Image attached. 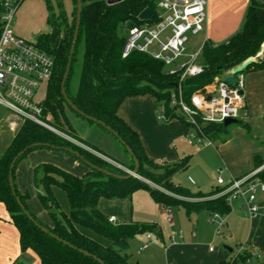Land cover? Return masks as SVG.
I'll return each instance as SVG.
<instances>
[{
  "label": "trees",
  "instance_id": "obj_1",
  "mask_svg": "<svg viewBox=\"0 0 264 264\" xmlns=\"http://www.w3.org/2000/svg\"><path fill=\"white\" fill-rule=\"evenodd\" d=\"M44 1L49 11L47 22L50 31L39 35L35 43L39 49L54 59L55 71L52 79L45 85L46 94L41 102L42 120L56 132L85 144L100 155L134 170L135 164L125 148L105 129L97 125L120 144L128 158V163H120L106 155L99 148L79 137L71 125L67 111L76 113L63 99L60 85L75 30L76 0H73L75 18L72 22L62 10L60 2H58L59 14L56 15L52 13L50 0ZM154 3L153 0H124L108 6L105 0H82L80 31L76 44L77 49L79 43L83 42L82 67L78 88L74 95L68 92L72 65L66 82V93L72 103L86 115L109 126L131 148L139 162L137 174L141 180L136 178L122 180L106 176L91 169L71 153L51 148L50 146L70 148L96 167L118 175H127L121 169L57 135L54 131L29 120L21 122L15 136L0 154V203L5 206L10 220L19 233L21 251H32L38 256L41 264H100L93 257L104 264H131V255L128 252L130 240L138 234L152 231L154 225L110 222V218L98 209V202L102 198L128 199L135 191L142 189L147 191L157 203L169 208L181 207L188 214L205 210L227 215L230 211L226 195L212 199L210 197L216 194L215 192L210 195L192 193L175 185L174 175L188 168L189 158L172 164L153 161L147 156L138 133L118 115V110L125 99L150 95L155 99L157 106H164L168 119L166 124L180 122L192 127L170 106L172 94L177 93L174 83L179 81V78L166 75L163 63L147 54L134 51L126 58L122 57L130 26L126 28V24L129 21L141 23L138 20L139 14L147 7L153 10ZM1 14L0 5V19ZM62 27L66 29L64 32ZM262 45H264V0H250L245 22L234 36L218 46L209 42L204 43L201 50L204 73L187 78L181 83L186 102L188 103L193 92L212 83L216 77L232 71L250 58H256V60L244 72L250 69L264 70ZM260 51L262 54L257 57ZM81 118L91 125H96L84 117ZM238 124L249 132L248 124L240 120ZM201 129L204 136L211 141L224 140L227 137L228 127L224 124L201 125ZM36 143L49 146L31 148L16 162L12 171L15 190L13 195L9 184V166L19 152ZM41 149L62 152L83 163L88 169L82 176H77L48 162L34 166L33 188L42 210L49 218L48 224L41 222L30 212L26 203L28 194L18 190L15 179L18 162L29 153ZM263 163L262 159L255 158L256 168ZM260 177L264 181V171ZM55 188L66 194L69 204L68 213L63 211L54 195ZM16 197L40 226L73 247L52 238L30 221L17 204ZM83 231H90L109 241L110 244L105 246ZM80 250L87 252L90 256L81 253ZM19 259L20 257L16 258L12 264H17ZM251 259L252 255L244 251L232 260L220 264H248Z\"/></svg>",
  "mask_w": 264,
  "mask_h": 264
},
{
  "label": "crops",
  "instance_id": "obj_2",
  "mask_svg": "<svg viewBox=\"0 0 264 264\" xmlns=\"http://www.w3.org/2000/svg\"><path fill=\"white\" fill-rule=\"evenodd\" d=\"M230 4L234 7L231 19L225 15L229 11ZM249 4L250 0H208L203 31L206 37L205 42L216 44L215 46H218L217 43H226L240 30L241 19L244 14L246 15ZM235 31L237 32L235 33ZM255 60L256 58H254ZM199 62L201 63V57ZM226 74L216 77L212 83L203 88L208 87L210 93L213 94L217 81ZM242 79L245 105L243 117L239 120L249 125V132L238 123L228 126L227 137L224 140H214L216 142L215 147H209L205 150H201L200 146L190 143V135L193 133L192 127L180 122L160 123L158 116L156 117L158 106L155 99L150 95L125 99L118 110V115L138 133L147 156L153 161L168 164L180 162L191 153L188 147H196L195 156H209L217 164H223L224 169L222 170H224L225 176L223 186L217 183L218 169L215 170L216 179L211 183L196 177L193 178L194 180L189 178L188 183H183L186 188L191 189L187 191L192 193L206 195L218 193L229 184L232 178H241L255 170V158L264 161V70L250 69L242 74ZM73 127L79 137L96 146L106 155L113 157L120 163H128L127 156L122 154L115 143L116 141H113L114 138L112 140V136L110 137L97 125L82 122L74 124ZM9 130L12 132L10 128ZM3 133V126L0 125L1 137ZM209 146H213V144ZM57 152L37 156L32 160V164L35 166L43 163L44 160H48L55 162L56 166L70 173L76 169L81 174L88 170L87 167L85 169L80 167L79 163L71 157ZM114 155L121 157V159L115 158ZM190 157L187 158L190 160ZM23 171L24 169L20 171V174ZM77 173L75 175L80 176ZM23 185L24 183L20 181L17 186L21 192L25 187ZM53 192L63 206L61 200L63 195L60 189L55 188ZM258 200L260 205L264 206V194H260ZM154 202L156 204L153 208L154 216L147 222L141 223L154 225V229L147 233L138 234L139 238L135 241L132 240L133 249L137 251V254L139 250L147 251L144 254L141 253L140 258L135 262L139 261V264H220L232 260L241 252L247 251L252 255L251 261L255 260L253 262L256 264H264V214L256 219L248 218L242 213V200L232 201L229 206V213L220 215L223 218V226L219 233L218 225L212 222V212L204 210L199 213L188 214L179 207L181 211L174 214L171 210L172 207H170L171 221H169L166 207L155 200ZM103 206H105L104 203L98 202V209L106 213ZM106 215L109 218L114 217L123 224L132 223L129 221L132 220V217L128 213V207L121 204H118L117 209L114 208ZM83 232L105 246L110 244L109 241L90 231ZM152 234L156 236V243L155 246L149 248L155 242ZM130 243L131 240L128 252L133 255L131 254L133 252ZM18 257L25 260L27 264H41L38 256L32 251H21L19 233L10 220L5 206L0 203V264H12L11 261ZM135 262H131V264H136Z\"/></svg>",
  "mask_w": 264,
  "mask_h": 264
},
{
  "label": "built area",
  "instance_id": "obj_3",
  "mask_svg": "<svg viewBox=\"0 0 264 264\" xmlns=\"http://www.w3.org/2000/svg\"><path fill=\"white\" fill-rule=\"evenodd\" d=\"M23 0H0L2 8L0 27V105L13 116L9 128L17 130L21 122L32 121L51 131L53 130L42 120L41 102L36 96L41 87L53 77L55 71L54 59L39 49L34 42L19 37L10 29V22ZM124 1V0H123ZM155 8L152 19L133 25L126 24L128 35L122 57L126 58L132 52L147 54L165 66V74L176 76L179 81L177 93H173L170 106L185 118L192 126L190 143L199 146L211 145L212 141L204 136L201 125L223 124L226 119L239 120L243 117L244 95L242 74L234 76V84L226 83L225 78L232 71L217 81L214 93L208 87L196 90L184 99L181 83L187 78L204 73L205 68L199 62L201 51L185 55L188 36H196L204 31L206 22V6L208 0H153ZM195 69V70H194ZM157 112L158 120L167 123L165 108L160 105ZM264 164L247 173L241 178H232L221 192L210 198L226 195L227 204L240 199L242 213L250 219H256L264 214V206L258 200L264 194V181L260 174ZM217 183L224 185L222 175L224 170L218 169ZM168 220L171 221V211L166 207ZM212 222L218 225V233L223 226V220L218 213H212ZM110 222L116 223L112 217ZM150 239V236H148ZM146 247V246H144Z\"/></svg>",
  "mask_w": 264,
  "mask_h": 264
},
{
  "label": "rangeland",
  "instance_id": "obj_4",
  "mask_svg": "<svg viewBox=\"0 0 264 264\" xmlns=\"http://www.w3.org/2000/svg\"><path fill=\"white\" fill-rule=\"evenodd\" d=\"M58 2L61 3L62 10L64 11V13L68 17V19L72 22L75 18V5L73 3V0H50L51 6H52V13H54L56 15L59 14ZM229 6H230L228 9L229 11L226 12L225 15H228V17L231 19V15H232V12L234 10V7L232 6V4H230ZM48 15H49L48 7H47V4L44 0H24L22 2V4L19 6V8L17 9L15 16L13 17V19L10 22V29L16 35H18L21 38H24L27 41H30L33 43L37 42V38L39 35L47 34L50 31V27H49L48 22H47ZM244 22H245V14L243 15V17L241 19V27L243 26ZM65 30L66 29L62 27V31L64 32ZM236 32L237 31H235V33ZM188 38L189 39H188V42L186 45L185 55H192V54H195V53L201 51L202 46L206 40L204 33L202 32L196 36L189 35ZM219 44H221V43H217V45H219ZM214 45H216V44H214ZM262 48H263V45H262ZM82 55H83V42H80L77 49H76L74 62L72 64V72H71V76H70V79L68 82V92L71 95H74L77 88H78L79 75H80L81 67H82ZM257 56H261V51L257 54ZM45 88L46 87L43 86L38 91L37 96H36L37 102H42L44 100L45 94H46ZM158 108H159V106H158ZM158 108H157V110H159ZM158 115H159V113L156 111V117ZM67 116H68V119H69L72 126H74V124L76 125V124H80L82 122L89 124L87 121L83 120L81 117H78L76 114L72 113L69 110L67 111ZM0 120H1L0 125L3 126V132H4L2 134V137L0 136V154H1L5 150V148L9 144V142L13 139L16 132L15 131H12L13 133L10 132L9 124L13 121V116L10 113V111H8L6 108H4L2 106H0ZM160 123H162V122H160ZM162 124H166V123H162ZM238 125H240V124H238ZM54 133H56L57 135H59L61 137L66 138L70 142H72V143L82 147L83 149L91 152L93 155L100 157L104 161L110 163L112 166L121 169L126 174L133 172V170H130V169L120 165L117 162H114L112 160L105 158L104 156H102L99 153H97L96 151L92 150L90 147L86 146L85 144H82V143H80V142H78V141H76V140H74V139H72V138H70L64 134L58 133L56 131H54ZM111 139L113 140V137ZM113 141H116V140L114 139ZM115 143L118 145L122 154L126 157L125 153L123 152V148L120 146V144L117 141ZM215 143L216 142L213 141V143H212L213 146H209V145L200 146V149L205 150L209 147H215ZM188 149H190L191 153L186 155L185 158L191 156L190 160L188 161L189 167L185 171L177 172L173 177V182L175 184L180 185L184 189L190 191L191 189L186 188L183 185V183L189 182V178L191 180V178L193 179L196 177V178H200L202 180H205L207 183H211V182H213V180L216 179L215 170L219 169V168L224 169V166L221 163L217 164L215 161H212L211 157H209V156H204V157L195 156L194 151L195 152L197 151L196 147H194V148L188 147ZM50 151H53V150L41 149V150H36V151L29 153L23 160L18 162V164L16 166V171H15L16 185L18 186L20 181L24 183L23 186H25V187H23V193L28 194V198H27L26 203H27V206H28L30 212L33 213L41 222H43L45 224L49 223V218L47 217L45 212L42 210V208H41V206H40V204L36 198V195H35V191H34L33 183H32V175H33V168H34V164H32V160L34 158H36L37 156L47 155L49 153H53V154L58 153L57 151H53V152H50ZM59 153H61V155H65L62 152H59ZM56 155H58V154H56ZM114 156H115V158L121 159V157H119L117 155H114ZM45 162H50V163H53L54 165H56L55 162H51L48 160L43 161V163H45ZM78 163H79L80 167H83L84 169L86 168V166L83 163H81V162H78ZM22 169H24V171L22 172V174H20V171ZM77 172H79V173H77ZM72 173L80 174V176H82L84 174V173L81 174V172L78 169H76V171H72ZM224 177L225 176L223 174L222 178L224 179ZM148 183L151 186L156 187L152 183H150V182H148ZM18 190L20 191L19 187H18ZM60 191L62 192V195H63V199H61V200L63 201L64 207L62 206L60 200H58L59 204L62 207L64 212H68L69 211V204H68L66 194L62 190H60ZM100 201L105 204V206H103V207H105L104 212H106V213L102 212L105 215L108 214V212L112 211L114 208L117 209L118 204H121L124 207H128V213L132 217V220H129V221H132V222H140V223L147 222V220H150L155 214L154 209H153L154 205H156L154 202V199L149 195L148 192H146L145 190H142V189L135 191L132 194V196L128 199H122V200L110 199L109 200V199L102 198L99 200V202ZM233 201H235V200H233ZM171 210L174 214L177 213L178 211H181L179 207H172ZM122 212L124 213V210ZM174 214L172 217H173L174 223H175L176 221L174 218ZM221 220H223L222 217H221ZM215 227H216V225H215ZM151 236L154 238V240L156 239V236L154 234H152ZM137 238H139L138 235L135 236L134 238H132L131 243H130L131 248H132V252H133V253H131V254H133V255H131V262L132 263L135 262V260L140 258L139 256L142 255L141 253L144 254L147 252V251L145 252V251L139 250L138 254H137V251H134L132 243ZM155 243H156V240L153 244H151L149 246V248L155 246ZM235 248L236 247L234 246V249ZM15 260H16V258L13 259L11 262L13 263ZM253 261L255 262V260H252L248 264H256ZM135 263L139 264V261H137ZM17 264H27V263L25 260L19 259Z\"/></svg>",
  "mask_w": 264,
  "mask_h": 264
},
{
  "label": "water",
  "instance_id": "obj_5",
  "mask_svg": "<svg viewBox=\"0 0 264 264\" xmlns=\"http://www.w3.org/2000/svg\"><path fill=\"white\" fill-rule=\"evenodd\" d=\"M123 0H105L106 4L108 6H112L118 3H121ZM81 12H82V0H76V22H75V30H74V34H73V39L71 42V47L69 50V55H68V61L66 64V68H65V72L61 81V85H60V93L63 97V99L65 100L66 104L70 107V109L75 112L76 114H78L81 117H84L85 119L93 122L94 124L102 127L103 129H105L107 132H109L110 134H112L117 140L118 142L125 148V150L127 151L128 155L132 158L134 164H135V168L133 170V172L128 173L127 175H118L115 173H112L108 170L96 167L95 165L91 164L90 162H88L84 157H82L78 152L70 149V148H61V147H54V146H50L51 148H57V149H62L65 150L69 153H71L72 155H74L75 157L79 158L83 163H85L88 167H90L91 169L97 170L100 173L109 176V177H113L116 179H122V180H127L130 178H136V179H140L138 177V169H139V162L137 160V158L134 156L131 148L123 141V139L121 137H119V135L112 130L109 126H107L105 123H103L102 121H99L93 117H90L88 115H86L84 112L80 111L73 103L72 101L69 99V97L67 96L66 93V82L70 73V69H71V65H72V60H73V56H74V52L76 49V44H77V39H78V35H79V31H80V22H81ZM153 17V11L151 8L147 7L145 8L138 16V19L141 21H148L150 19H152ZM129 24L133 25V23L129 22ZM264 48V45H263ZM262 48V49H263ZM262 54V52H261ZM254 62L253 58H250L248 60H246L244 63H242L241 65L237 66L236 68L233 69L232 75L227 76L225 78L226 83H228L229 85H233L234 84V76L235 75H239L241 73H243L252 63ZM174 87L177 88L178 85L174 84ZM241 95H244V91L240 92ZM238 120H234V119H226L223 124L224 126L228 127L234 124H237ZM40 146H49V145H43L41 143H36V144H32L29 147L25 148L23 151L19 152L12 160L10 166H9V184L10 187L12 189V193L13 195H15V190H14V180H13V176H12V171L15 167L16 162L24 155V153L31 149V148H36V147H40ZM144 181V180H142ZM146 182V181H145ZM148 183V182H147ZM16 201L17 204L19 205L20 209L23 211V213L27 216V218L32 221L38 228H40L44 233L48 234L49 236H51L52 238L56 239L57 241L68 245L70 247H73L71 245H69L67 242L62 241L60 238L54 236L52 233H50L46 228L40 226L38 224V222H36L33 217L29 214V212L24 208L23 204L21 203L20 199L18 197H16ZM81 253L90 256L87 252H84L82 250H80ZM96 261H98V263L100 264H104L102 261H100L99 259H97L96 257H93Z\"/></svg>",
  "mask_w": 264,
  "mask_h": 264
},
{
  "label": "clouds",
  "instance_id": "obj_6",
  "mask_svg": "<svg viewBox=\"0 0 264 264\" xmlns=\"http://www.w3.org/2000/svg\"><path fill=\"white\" fill-rule=\"evenodd\" d=\"M195 70V69H194Z\"/></svg>",
  "mask_w": 264,
  "mask_h": 264
}]
</instances>
